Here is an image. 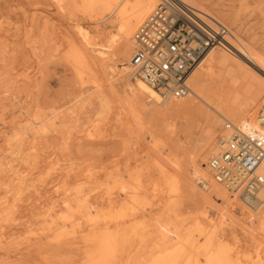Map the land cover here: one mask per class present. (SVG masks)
<instances>
[{
    "label": "rangeland",
    "instance_id": "1",
    "mask_svg": "<svg viewBox=\"0 0 264 264\" xmlns=\"http://www.w3.org/2000/svg\"><path fill=\"white\" fill-rule=\"evenodd\" d=\"M199 1L264 61V0ZM0 4L5 14L0 25V264H101L94 263L98 260L115 264L118 258L117 264H153L178 248H184L180 264L189 261L207 264L204 249L208 255L221 250L229 254L231 257L222 264H264V226L251 225L250 211H239L235 201L233 207L237 210L232 207L234 212H230L229 201L211 195V190L204 189L207 187L193 175L194 158L205 136L208 117L217 116L214 110L192 101H167L154 107L147 101L148 110L167 112L175 105L185 110L166 119L142 114L126 97L117 73L123 64L129 65L134 48L125 57L124 42L118 41L107 55L100 52L115 33L112 20L98 23L100 18H91L82 8L68 3L62 8L56 0H0ZM78 23L90 31L86 36L98 50L87 48L97 69L93 76L87 70L79 71L69 57L68 39L77 37V44L78 41L82 44L76 30ZM228 38L238 45L233 37ZM225 44L234 56L250 65L232 46ZM252 65V69L248 68L250 78L244 82L224 77L219 71L214 73L208 80L214 104L236 105L243 101L248 83L264 85V73ZM261 98L257 97L252 105L257 106ZM116 114L122 119L116 121ZM225 122L217 126L213 146L224 133ZM213 152L210 149L207 153L209 172ZM118 168L126 172L121 183L115 179ZM130 172L136 176L127 178L128 181L126 175H131ZM167 173L171 178L165 179ZM123 182L130 188H125ZM107 187L113 200L116 196L124 200V191L130 189V195L136 192L144 200L140 208L143 212L137 210L136 231L124 226L121 232L126 235H116L120 226L111 212V203H90L98 190L102 194ZM128 206L134 204L128 202ZM65 214L71 216L68 224L58 221ZM105 241L112 246L111 250Z\"/></svg>",
    "mask_w": 264,
    "mask_h": 264
},
{
    "label": "bare ground",
    "instance_id": "2",
    "mask_svg": "<svg viewBox=\"0 0 264 264\" xmlns=\"http://www.w3.org/2000/svg\"><path fill=\"white\" fill-rule=\"evenodd\" d=\"M4 1V0H2ZM60 6L63 8V5L68 3L71 4L72 7L76 8H82L83 11L86 13V15L91 16V18L94 19H99L97 22L101 23L107 20H112V27L115 28V33L112 34L109 37V42L108 45L104 46V48H100L102 51V54H104L103 56L107 55V52L110 51L113 46L118 42H124L123 44V55L125 57H127L130 53V48L133 47L135 49V41H134V36L135 33L137 32V30L142 27L150 18V16L152 15V13L155 11V9L158 7L159 5V0H56ZM187 5H189L191 7L192 13L193 15L197 18V19H201L207 23H209L211 26H216V25H223L220 22V19L214 15L211 11H209L206 7H204V5L201 3V1L199 0H183ZM6 2V1H5ZM4 2V3H5ZM3 3V4H4ZM80 4V5H79ZM208 4V3H207ZM79 5V6H78ZM26 7V6H25ZM24 9V7H21ZM19 8V9H21ZM61 8V9H62ZM22 9V10H23ZM3 7L0 4V25L2 23H4L5 21V17H4V13H2ZM25 10V9H24ZM36 10V9H35ZM55 10V9H54ZM20 12V10H19ZM18 12V13H19ZM82 12V11H81ZM16 13V12H15ZM44 13V12H43ZM14 14V13H13ZM46 14V13H45ZM53 14V13H52ZM19 15V14H17ZM16 15V16H17ZM27 15V14H26ZM15 16V17H16ZM21 16V14H20ZM23 16V14H22ZM49 16V15H48ZM9 17V16H8ZM18 17V16H17ZM26 17V16H25ZM7 18V16H6ZM9 19V18H7ZM4 20V21H3ZM11 20V19H9ZM16 21V20H15ZM57 22V21H56ZM73 22V21H72ZM11 23H13L11 21ZM17 23V22H16ZM19 23V22H18ZM7 24V23H6ZM79 24V23H78ZM10 25V24H9ZM64 25V24H63ZM8 26V25H7ZM225 26V25H224ZM77 27V25H76ZM79 28L76 29L78 30L77 32L80 34V36L82 37V44H80V42L78 41L79 44H77V37L76 38H69L68 39V48H69V60H71V62H74V66L76 65L77 68L79 69V71L82 72L87 70L88 73H90L92 76L96 75L97 73V69L95 67V63L91 60L90 61V56L88 54L87 48H93L94 51H98L95 49V46H91V41H90V37L86 36L90 31L88 29H84L82 28V26H78ZM88 27V26H87ZM106 29V28H105ZM98 30V29H97ZM96 30V31H97ZM100 30V29H99ZM106 31V30H105ZM101 32V31H100ZM230 38L233 37V39H235L238 42L237 44H234L233 42L229 41V38L227 39V44L232 46L240 55L241 57L245 58V60H247L250 65H252L253 67H257V70L259 69L260 71H262L264 73V61H262L261 59L257 58L258 54H255L252 47L237 33H234L233 31L230 32ZM68 35V34H67ZM65 38V37H64ZM66 39V38H65ZM66 41V40H65ZM91 50V49H90ZM67 51V52H68ZM92 51V50H91ZM134 51V50H133ZM19 53V52H18ZM232 50L225 44V43H221L219 46L213 47L211 48L208 53L206 54V56L204 57V59L201 61L200 65L197 67V69L193 72V74L191 75V77L188 80V84L192 90V95L185 98V99H166L164 98L160 93H158L157 91H155L154 89H152L149 85H147L135 72L134 67L131 65V58L129 61V65H125L123 64V68L121 70H119L117 73L118 75H120V77L122 78V84L124 85V90L126 93V97L128 98V100L132 103V105L134 106V108H136L137 110H139V112H141L142 114L145 115H150L153 118L156 119H166L168 117V115L171 114H181L184 110V108H181L179 105H175L173 106L172 109L168 110L167 112H160L157 110H148L146 108V102L148 101L151 107L157 106V105H164L167 101H175V102H180V103H185L187 101H192L193 104L196 105H205L207 107H209L210 109L214 110L217 114V116H211L209 115L208 117V122H207V127H206V132H205V136L204 138L201 140V143L199 145V149L197 151V154L194 158V172L193 175L196 177V179L198 181H200V183L203 184L204 189H210L211 191V195L215 196V197H220L222 199H224L225 201H229V205H230V212H234V210L232 209L235 204H237L235 207L237 209H239V211H242L244 209H247L245 206H243L240 202H238L236 199L234 198H230L229 196V192L228 190L221 184L219 183L214 176H212L210 174V172H212L210 170L207 169V162H206V158H207V153L208 150L212 149L214 152L210 155V157L213 154L218 153L221 149H222V139L223 136H225V133H223L219 140L215 143V146H213L214 141H215V137H216V128L217 126H219L221 124L222 121H228L231 122L233 124H241L242 122H249L252 123L253 125H255V127H257L258 129H260L262 132H264V125H260L259 124V119L260 118H264V85L263 84H257V83H248L245 92L243 94V101L236 104V105H229V106H219L214 104L213 100L210 97V92H211V88L208 84V80L212 79L214 76V73L216 71H219L221 73L222 76L224 77H230L236 80H239V78L244 82V81H248V79L250 78L249 75V69H252L251 66L249 64H246L245 62H243L240 58H238L237 56H234L232 54ZM67 56V54H66ZM102 56V55H99ZM66 58V57H65ZM100 58V57H99ZM114 58V57H113ZM25 59V58H24ZM101 59V58H100ZM17 60V59H16ZM68 60V59H67ZM102 61V59H101ZM104 61V60H103ZM121 62H123L124 60H120ZM69 62V61H68ZM72 62V63H73ZM14 64V63H13ZM101 64V63H100ZM109 65V64H108ZM73 66V67H74ZM97 66V65H96ZM107 66V65H106ZM76 68V67H75ZM108 68V66H107ZM77 69H75L76 71ZM99 70V69H98ZM105 70V69H104ZM78 71V70H77ZM76 71V72H77ZM78 74V73H77ZM86 74V72H85ZM84 75V74H83ZM81 75V76H83ZM89 75V74H88ZM80 78V77H79ZM102 79V78H101ZM133 79V80H132ZM96 81V80H95ZM94 82V80H93ZM95 83V82H94ZM105 83V82H104ZM97 85L96 87H98L97 82L94 84ZM118 86V84H117ZM108 87V86H107ZM106 87V88H107ZM115 87V85H114ZM111 91V90H110ZM109 92V91H108ZM125 95V94H124ZM262 97L260 102L258 104H256L257 106L252 105L255 102V99L257 97ZM123 97V96H122ZM109 98V97H108ZM101 100V99H100ZM112 102V101H111ZM221 103V102H220ZM111 108V106H110ZM114 111V110H113ZM117 112V111H116ZM135 112V111H134ZM122 113V112H121ZM123 114V113H122ZM113 115V114H112ZM117 115V114H116ZM134 116V115H133ZM111 118V117H110ZM171 118V117H170ZM112 119V118H111ZM116 121H119L120 118L119 115L115 116ZM113 120V119H112ZM136 120V119H135ZM111 121V120H110ZM115 122V121H113ZM120 125L122 124L121 122H119ZM118 124V123H117ZM99 127V126H98ZM224 132V131H223ZM138 133H136L135 135L137 136ZM152 135V134H151ZM129 136V135H128ZM131 136V135H130ZM134 136V135H133ZM139 136V135H138ZM150 136V135H149ZM120 138V137H119ZM126 138V137H125ZM123 139V138H122ZM138 139V137H137ZM134 140V139H133ZM141 140V139H140ZM153 140V139H152ZM124 141V140H123ZM129 141V140H128ZM127 141V142H128ZM154 141V140H153ZM131 142V141H130ZM136 142V140H135ZM130 144V143H129ZM136 145V144H135ZM138 145V144H137ZM213 146V148H212ZM135 151V150H134ZM124 154V153H123ZM126 154V153H125ZM136 154V153H135ZM136 156H134L135 158ZM209 157V158H210ZM156 158V157H155ZM128 159V158H127ZM130 159V158H129ZM136 159V158H135ZM134 159V160H135ZM117 161V160H116ZM119 161V159H118ZM139 161V160H138ZM115 163V161H114ZM178 163V162H177ZM175 164V162H174ZM192 164V163H191ZM209 164V162H208ZM123 165V164H122ZM166 165V164H164ZM133 166V165H132ZM157 166V165H156ZM159 166V164H158ZM157 166V167H158ZM134 167V166H133ZM132 167V168H133ZM139 167V166H138ZM163 167V166H162ZM161 167V168H162ZM178 167V166H177ZM88 168V167H87ZM82 169V168H81ZM92 169V168H90ZM136 169V168H135ZM159 169V168H158ZM164 169V167L162 168ZM210 169V168H209ZM96 170V169H94ZM160 170V169H159ZM81 172V170H79ZM78 171V172H79ZM84 171V170H83ZM88 173H91L89 170H85ZM98 171V170H97ZM167 171V170H166ZM183 171V170H182ZM262 173L264 174V163L263 166L261 168ZM79 174H82L80 173ZM112 172V171H111ZM116 172V171H115ZM125 171L123 170H119L116 172V182L117 183H121L122 180L124 179V174ZM132 172V171H131ZM131 175H126L129 178H134L136 175L135 173H131ZM134 172V171H133ZM146 172V171H145ZM170 172V174H172L171 171H167ZM113 173V172H112ZM162 173V172H159ZM166 173V172H165ZM176 173V172H175ZM111 174V173H110ZM109 174V175H110ZM126 174V172H125ZM148 174V173H147ZM169 173L166 174L165 179H169L167 178L170 177ZM74 175V174H71ZM85 175V174H83ZM89 175V174H88ZM139 175V174H138ZM163 175V174H162ZM75 176V175H74ZM73 177V176H72ZM81 177H83L81 175ZM89 177V176H88ZM176 177V176H175ZM171 178V177H170ZM71 179V176H70ZM69 179V180H70ZM84 179V178H83ZM89 179V178H88ZM149 179L151 180L152 177ZM179 179V178H178ZM68 180V183H69ZM79 180V179H78ZM128 180V179H127ZM136 180V179H135ZM176 180V179H175ZM180 180V179H179ZM178 180V181H179ZM196 180V181H197ZM77 181V180H75ZM114 182V180H112ZM126 181V180H125ZM124 181V182H125ZM129 181V180H128ZM126 181V182H128ZM169 180H166V182ZM172 181V180H171ZM174 181V179H173ZM73 182V181H72ZM109 182V181H108ZM123 182V183H124ZM125 182V183H126ZM132 182V181H131ZM130 182V184H131ZM149 182V181H148ZM177 184L178 182L175 181ZM174 182V184H175ZM75 183V182H74ZM124 183V184H125ZM136 185H138V182H135ZM134 183V184H135ZM169 183V182H167ZM107 184V182L105 183ZM170 184V183H169ZM181 184V183H180ZM103 185V184H102ZM111 185V184H110ZM109 184H107V186L110 187ZM117 185V184H116ZM136 185H130L131 188L132 186H134L136 188ZM146 185V184H145ZM143 186V187H147V186ZM159 185V184H158ZM176 185V184H175ZM139 186V185H138ZM151 186V185H150ZM170 186V185H169ZM172 186V185H171ZM174 186V185H173ZM104 187V185H103ZM105 189L103 191L102 194H99V190L97 193H95V195L93 196V198L90 201V203L92 202V205L95 203H104L105 205H107L108 203H111V212L114 216V219L116 220V223L119 224L120 227H118V230L116 232V235H126V234H122L121 230L122 227L123 228H129L130 230H135L136 231V226H137V222L139 215H138V209L140 210V208L143 207L144 204V200L140 198L138 193H133L132 191V195H130L131 193V189L128 191H124V200H120L118 199V196H116V199H111L109 194L110 191L108 190V188ZM127 187V189H129V184L128 186H126L125 184V188ZM129 187V188H128ZM133 187V188H134ZM179 187V186H178ZM176 187V188H178ZM192 187V186H190ZM106 188V187H104ZM112 188V186H111ZM140 189V187H138ZM156 188V187H155ZM161 188V187H160ZM103 189V188H102ZM110 189V188H109ZM159 188H156V190H158ZM175 189V188H173ZM180 189V188H179ZM87 190V189H86ZM109 191V193L107 191ZM111 190V189H110ZM132 190H137L138 189H132ZM144 190V189H141ZM146 190V189H145ZM113 191V190H112ZM120 191V190H119ZM175 191V190H174ZM101 193V191H100ZM121 193V191H120ZM148 193V191H147ZM154 193V191H153ZM160 193H162V191H160ZM178 193V190H177ZM199 193V192H198ZM149 194V193H148ZM111 195V194H110ZM119 195V193H118ZM147 195V194H146ZM163 195V194H162ZM112 196V195H111ZM144 196V195H142ZM148 196V195H147ZM172 196V195H171ZM85 197V196H84ZM87 197V196H86ZM85 197V198H86ZM170 197V196H169ZM205 197V196H204ZM146 198V197H145ZM258 198L259 199H264V189L260 190L258 193ZM79 199V198H78ZM84 199V198H83ZM156 199V198H155ZM86 200V199H85ZM146 201V199H145ZM154 201V200H153ZM208 201V200H207ZM224 201V202H225ZM237 201V202H236ZM73 202V201H72ZM128 202H130L131 206L132 203L134 204V207H127ZM132 202V203H131ZM147 202V201H146ZM151 202V201H150ZM85 203V202H84ZM143 203V204H142ZM160 203V202H159ZM157 203V204H159ZM139 204H142L141 207H139ZM161 204V203H160ZM228 204V203H227ZM70 205V204H69ZM72 205V203H71ZM103 205V204H102ZM124 205L125 208H124ZM148 205V202L147 204ZM150 205V203H149ZM11 206V205H10ZM9 206V207H10ZM99 206V204H98ZM226 206V205H225ZM108 207V206H107ZM11 208V207H10ZM147 208V206H146ZM145 208V209H146ZM150 208V207H149ZM229 208V207H228ZM234 208V207H233ZM264 208L263 206H258L255 209V214H254V219L256 218V221H252V219H250L251 221V225H257L260 228H262L264 226V210L260 213V211ZM8 209V208H7ZM106 209V208H105ZM109 209V207L107 208ZM148 209V208H147ZM235 209V208H234ZM235 209V210H237ZM6 210V209H5ZM4 210V211H5ZM142 210V211H141ZM141 213L143 212L144 209H141ZM150 210V209H149ZM8 211V210H6ZM82 211V210H81ZM139 211V212H140ZM105 212V211H104ZM244 212V211H243ZM145 213V211H144ZM148 213V211L146 212ZM150 213V212H149ZM221 213V212H220ZM240 213V212H239ZM247 213V212H246ZM6 214V213H5ZM204 214V213H203ZM207 214V213H206ZM225 215V214H224ZM251 215V214H250ZM253 215V214H252ZM5 216V215H4ZM9 216V215H8ZM145 216V215H144ZM149 216V215H148ZM98 217V216H97ZM107 217V216H105ZM112 217V216H111ZM110 217V219H112ZM152 217V216H150ZM156 217V215H155ZM225 217V216H224ZM240 221H243V216H238ZM70 218L71 216L68 214H65L63 216H61L60 218L58 217V221L64 222V224H68L70 222ZM7 219H9L7 217ZM82 219V218H81ZM103 219V218H102ZM106 219V218H105ZM109 219V220H110ZM149 219V218H148ZM225 219V218H224ZM100 220V219H99ZM151 220V219H149ZM75 221V220H74ZM77 221V220H76ZM101 221V220H100ZM105 222V220H103ZM113 221V220H112ZM52 222V220L50 221V223ZM81 222V221H79ZM77 222V223H79ZM110 222V221H109ZM115 222V221H114ZM113 222V223H114ZM60 223V222H59ZM141 223V222H140ZM143 223V222H142ZM148 223V222H147ZM154 223V222H153ZM75 224V222H74ZM149 224V223H148ZM216 224V223H215ZM50 225L53 226V223H51ZM72 225V224H70ZM113 225V224H112ZM144 226L145 224H141V226ZM249 225V226H251ZM55 226V225H54ZM125 226V227H124ZM67 227V226H66ZM65 227V228H66ZM71 227V226H70ZM76 227V226H75ZM138 227V226H137ZM148 227V226H147ZM52 228V227H50ZM55 230V227H53ZM58 228V226H57ZM79 228V226L77 227V229ZM85 230H88V227L85 226L84 227ZM100 228V227H99ZM98 228V229H99ZM116 228V227H115ZM176 228V227H175ZM67 229V228H66ZM74 229V228H73ZM95 229V230H98ZM141 229V228H140ZM152 229V227H151ZM150 229V230H151ZM63 230V229H62ZM61 230V232H62ZM70 230V229H69ZM75 230V229H74ZM84 230V231H85ZM100 230V229H99ZM142 230V229H141ZM140 230V231H141ZM236 230V229H235ZM52 231V230H51ZM50 231V232H51ZM147 231V230H146ZM149 231V230H148ZM75 232V231H74ZM107 232V231H106ZM120 232V233H119ZM139 233V231H137ZM192 232V231H191ZM195 232V231H194ZM79 233V232H78ZM92 233H94L92 231ZM112 233V232H111ZM150 233V232H149ZM55 234V233H54ZM76 234V233H75ZM109 234V233H108ZM130 234V233H129ZM134 234V233H133ZM137 234V233H136ZM140 234V233H139ZM151 234V233H150ZM93 235V234H92ZM95 235V234H94ZM189 235V234H188ZM192 235V234H191ZM211 235V234H210ZM215 235V234H213ZM86 236V235H85ZM88 236V235H87ZM86 236V238H87ZM107 236V235H106ZM147 236V234H146ZM186 236V235H185ZM197 236V235H195ZM201 236H203V234L201 233ZM237 236V234H236ZM124 237V236H123ZM131 237V236H130ZM134 237V236H133ZM132 237V238H133ZM140 237V236H139ZM189 237V236H188ZM200 237V236H198ZM205 237V236H204ZM95 238V237H93ZM125 238V237H124ZM131 238V240H132ZM202 238V237H200ZM215 238V237H214ZM218 238V237H217ZM238 238V237H237ZM89 236H88V240H89ZM96 239V238H95ZM101 239V238H100ZM116 239V237H115ZM134 239V238H133ZM138 239V238H137ZM177 239V238H176ZM195 239V238H194ZM198 238H196L197 240ZM206 239H208L206 237ZM91 240V239H90ZM102 240V239H101ZM107 240V239H105ZM114 240V239H113ZM136 240V239H135ZM175 240V239H174ZM187 241L189 240L186 239ZM204 240V239H203ZM218 240V239H217ZM179 241V240H178ZM206 241V240H205ZM219 241V240H218ZM221 241V239H220ZM106 245H108L107 247L112 248V246H109L110 244H108V241ZM113 242V241H112ZM142 242V241H141ZM194 242V241H192ZM86 243V242H85ZM114 243V242H113ZM112 243V244H113ZM130 243V242H129ZM134 243V240H133ZM140 243V242H139ZM189 243V242H187ZM186 243V244H187ZM197 243V241L195 242ZM199 243V242H198ZM209 243V241H208ZM214 243V242H213ZM217 243V242H216ZM100 244V243H98ZM115 244V243H114ZM132 243H130L131 245ZM135 244V243H134ZM192 244V243H191ZM120 245V244H119ZM127 244H125L126 246ZM185 245V244H184ZM188 245V244H187ZM210 245V244H208ZM124 246V247H125ZM178 246V245H177ZM193 246V245H192ZM195 246V245H194ZM197 248L198 244L196 245ZM217 246V245H216ZM99 247V246H98ZM97 247V248H98ZM105 247V246H104ZM128 247V246H127ZM119 249V247H117ZM116 248V249H117ZM130 248V247H129ZM196 248V247H195ZM196 248V249H197ZM108 249V248H106ZM193 249V248H192ZM195 249V250H196ZM105 249L103 248L102 251ZM111 250V249H110ZM109 250V251H110ZM124 250V249H123ZM194 250V249H193ZM201 250V249H200ZM205 250V255L207 256V264H222L223 261H228L229 254H227L224 251H220L219 253L215 254V255H208V251L207 249ZM202 250V251H204ZM211 250V248H210ZM101 251V250H100ZM101 251V252H102ZM107 251V250H106ZM108 251V252H109ZM163 251H166V249H163ZM169 251V250H167ZM97 252V251H96ZM99 252V254L101 253ZM113 252V251H112ZM197 252V251H196ZM201 252V251H199ZM212 252V251H211ZM164 253V252H163ZM102 254V253H101ZM100 254V255H101ZM114 254H115V250H114ZM111 254V255H114ZM117 254V253H116ZM123 254V253H122ZM118 255V254H117ZM125 255V254H124ZM200 255V253L198 254ZM203 255V253L201 254ZM232 255V254H231ZM93 257L95 255H92ZM102 256V255H101ZM99 256V257H101ZM107 256V253H106ZM110 256V255H109ZM104 257V256H103ZM112 257V256H111ZM116 257V256H115ZM119 257V255H118ZM121 257V256H120ZM184 257V248H178L176 250H174L173 252L167 254L162 260L156 261L154 262L155 264H180L181 259ZM193 257V255H192ZM199 257V256H198ZM117 258V257H116ZM153 258V257H152ZM159 258V257H158ZM191 258V257H190ZM189 258V259H190ZM203 258V256H202ZM93 259V258H92ZM96 259V258H95ZM98 259V258H97ZM96 259V260H97ZM100 259V258H99ZM103 259V258H102ZM106 259V258H104ZM114 259V258H113ZM231 260L233 258H230ZM115 260V259H114ZM113 260V261H114ZM191 260V259H190ZM202 260V259H201ZM94 261V260H93ZM98 260L94 263L100 262L101 264H107V262H104L105 260ZM119 261V258H118ZM118 261L116 260V262L118 263ZM126 261V260H125ZM128 261V260H127ZM189 261V260H188ZM90 262V261H89ZM110 262V261H109ZM108 262V264H109ZM152 262V261H151ZM183 262V261H182ZM203 262V261H202ZM230 262V261H229ZM236 263V261H234ZM260 262V261H259ZM91 263V262H90ZM113 263V262H111ZM115 263V264H117ZM153 263V264H154ZM186 263V262H185ZM225 263V262H224ZM187 264H193L192 261L187 262ZM201 264V263H200ZM228 264V263H227Z\"/></svg>",
    "mask_w": 264,
    "mask_h": 264
},
{
    "label": "built area",
    "instance_id": "3",
    "mask_svg": "<svg viewBox=\"0 0 264 264\" xmlns=\"http://www.w3.org/2000/svg\"><path fill=\"white\" fill-rule=\"evenodd\" d=\"M229 29L197 19L183 0H159L148 21L134 36L131 65L136 74L166 99L192 95L188 80L208 51L227 43ZM264 125V118L259 119ZM222 149L209 159L214 178L245 206L254 219L264 205V132L252 123L225 122ZM253 214V215H252Z\"/></svg>",
    "mask_w": 264,
    "mask_h": 264
}]
</instances>
